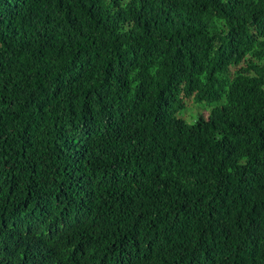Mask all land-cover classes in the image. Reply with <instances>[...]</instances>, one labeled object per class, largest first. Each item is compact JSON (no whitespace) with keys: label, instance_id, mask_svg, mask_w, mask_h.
<instances>
[{"label":"trees","instance_id":"trees-1","mask_svg":"<svg viewBox=\"0 0 264 264\" xmlns=\"http://www.w3.org/2000/svg\"><path fill=\"white\" fill-rule=\"evenodd\" d=\"M0 264H264V0H0Z\"/></svg>","mask_w":264,"mask_h":264},{"label":"rangeland","instance_id":"rangeland-1","mask_svg":"<svg viewBox=\"0 0 264 264\" xmlns=\"http://www.w3.org/2000/svg\"><path fill=\"white\" fill-rule=\"evenodd\" d=\"M222 103H198L195 100L190 99L186 101L185 109L178 112L177 116L181 119H184L189 124L195 123L201 117H208L210 112L220 106Z\"/></svg>","mask_w":264,"mask_h":264}]
</instances>
